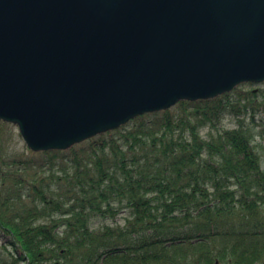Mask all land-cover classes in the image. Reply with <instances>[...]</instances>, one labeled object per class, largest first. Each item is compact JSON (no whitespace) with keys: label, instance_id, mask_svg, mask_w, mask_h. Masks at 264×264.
<instances>
[{"label":"trees","instance_id":"16d2710c","mask_svg":"<svg viewBox=\"0 0 264 264\" xmlns=\"http://www.w3.org/2000/svg\"><path fill=\"white\" fill-rule=\"evenodd\" d=\"M245 87L179 102L186 127L166 110L30 151L71 166L56 182L24 176L36 162L5 155L0 130V264H264V168L247 124L264 88ZM227 115L238 127H219Z\"/></svg>","mask_w":264,"mask_h":264},{"label":"water","instance_id":"95a60500","mask_svg":"<svg viewBox=\"0 0 264 264\" xmlns=\"http://www.w3.org/2000/svg\"><path fill=\"white\" fill-rule=\"evenodd\" d=\"M246 82H264V0H0V121L34 152Z\"/></svg>","mask_w":264,"mask_h":264},{"label":"rangeland","instance_id":"374dc122","mask_svg":"<svg viewBox=\"0 0 264 264\" xmlns=\"http://www.w3.org/2000/svg\"><path fill=\"white\" fill-rule=\"evenodd\" d=\"M264 86L262 84H250L246 83V89H252V88H259ZM172 111L170 115V120L173 122L174 127H186L182 122L184 120H193L194 117L191 115V112L184 113L182 109L178 108V105L175 107H172L169 109ZM149 124H154V129L157 132V127L155 126V123L157 122V125H159V120L155 119L147 120ZM130 124V123H129ZM127 124V125H129ZM247 124L253 129V132L255 134V144L257 146V151L260 155L262 167L264 168V106L260 107L259 111L256 112V117L251 120L249 119L247 121ZM221 129H233L238 127V120L235 117L232 116H225L222 120L221 124L219 125ZM0 130L2 131L3 140H4V146L5 148L4 153L7 156L17 157L19 159H32L35 164H31V167L27 171H22L24 176H28L29 179H32L35 176L40 177V179H46L51 182L50 179H53L54 182L58 180V178L64 177V169H70L71 166L68 167L66 163H63L60 159H54L51 160L48 156H34L30 153L31 150L27 147L24 139L22 138L19 128L16 125H2L0 126ZM130 131H135L133 127L129 128ZM215 131V130H214ZM179 134V130L175 132V135L177 136ZM208 130L203 131V135L207 136ZM32 152V151H31ZM15 171V170H14ZM54 174V176H52ZM123 216L120 215L117 217V220L121 223H123ZM113 222V221H108ZM106 222H103L102 220H97L96 225L101 226L105 224ZM0 234V244H3L6 240L3 238ZM185 248H189L191 246H184ZM4 253V250H1L0 246V255Z\"/></svg>","mask_w":264,"mask_h":264}]
</instances>
